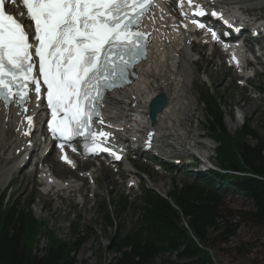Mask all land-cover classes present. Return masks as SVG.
Returning <instances> with one entry per match:
<instances>
[{
    "label": "snow or ice",
    "instance_id": "obj_1",
    "mask_svg": "<svg viewBox=\"0 0 264 264\" xmlns=\"http://www.w3.org/2000/svg\"><path fill=\"white\" fill-rule=\"evenodd\" d=\"M8 2L0 0V101L27 113L34 93L36 107L46 100L48 128L62 153L65 144L83 137L91 141L87 153L109 152L119 160L103 146L110 134L93 129V116L99 117L105 90L127 82L128 70L145 55L146 34L139 29L154 0H10L24 10L21 15L31 21L27 26L6 11ZM187 4L193 16L206 15L202 5ZM178 7L188 15L184 0ZM192 23L205 27L195 19ZM157 106L153 100L149 108ZM25 119L31 128L33 117ZM61 159L72 163L67 155Z\"/></svg>",
    "mask_w": 264,
    "mask_h": 264
},
{
    "label": "trees",
    "instance_id": "obj_2",
    "mask_svg": "<svg viewBox=\"0 0 264 264\" xmlns=\"http://www.w3.org/2000/svg\"><path fill=\"white\" fill-rule=\"evenodd\" d=\"M205 103V131L217 142V162L239 175L214 174L215 180L202 184L172 180L166 198L147 189L128 228L120 219L125 210L123 201L113 204V215L102 204L112 230L107 249L115 258L114 264H214L209 243L216 236L226 242L238 229V224H228L223 212L227 188L251 203L252 210L242 215L264 227V136L246 123L234 137L229 135L218 104L211 99ZM245 138L254 140V144L245 142ZM2 200L0 196V264H76L74 253L84 239L76 237L74 230L72 240L63 241L45 230L28 204L12 200L3 205ZM43 233L50 238L39 250L37 236Z\"/></svg>",
    "mask_w": 264,
    "mask_h": 264
},
{
    "label": "rangeland",
    "instance_id": "obj_3",
    "mask_svg": "<svg viewBox=\"0 0 264 264\" xmlns=\"http://www.w3.org/2000/svg\"><path fill=\"white\" fill-rule=\"evenodd\" d=\"M196 67L201 71L199 78L205 80L203 86L198 79L197 83L203 89L209 87L208 89L213 90L214 94L220 99L222 112L224 113L223 124L229 135L234 137L240 126L246 123L260 137L264 136V95L259 97L262 99L261 101L255 100L256 98L253 99L257 101L256 104L255 102L242 100L243 98L250 100L251 98L246 97V95L252 97L251 94H248L245 89L230 83L224 68L209 67L206 60L197 62ZM209 74L211 80L208 78ZM221 82H223V86L220 84ZM261 82V89L264 92V78ZM255 89L257 90V87ZM188 109L191 114L190 121L187 123L188 129L192 130L198 127V132L201 133L198 140L201 144L206 143L212 146L209 153L212 155L211 162L215 163L214 159L217 157L216 147L218 145L213 140V136L204 130V107L193 102L189 104ZM245 142L254 144V140L249 138H245ZM215 155L216 157H214ZM49 160L50 158L47 160V165H49ZM144 160L146 159H140L139 163ZM11 165H9L10 168ZM39 166H35L36 174L34 175L30 172L32 164L19 172L20 168L18 170H16L17 168L10 169L7 174L8 180L5 179L0 182V189L6 187V184L9 185L11 194L19 198L21 202L28 200L31 195L35 194V199L32 198L31 201L29 199L32 216L43 224L45 230L50 231L63 241L72 240V237H74L72 236V230L77 234L76 237L84 239L79 249L74 253L76 264H114L115 258L107 249L112 230L108 227L104 216L105 212L100 209L99 204L106 201L109 204L107 212L113 215L114 206H111L112 202L114 204L121 197H127L130 206L126 208L120 219L124 225H128L130 221L135 219V210L132 206L134 204L140 205L143 197L140 188L128 189L129 177L124 172L125 164L117 167L120 174H114L115 168L113 171L109 170L105 168L104 164L100 168H94L93 175L97 177L95 178L96 185L93 182L84 183L79 190L85 203L80 202L77 193L68 195L67 190H62L64 192H57V194L54 192L42 194L40 191L43 190V184L37 178ZM142 167L146 174L139 178L141 185L153 188L162 195L168 194L172 189L170 177L173 175L163 169L156 171L149 165L143 164ZM190 170L188 168L185 171L175 173L174 176L178 182L186 178L191 181L193 177ZM86 171L75 173L58 168L56 175L60 174L58 176L62 177L61 179L68 180L70 175H84ZM59 177L58 179H60ZM77 183L82 184V181L78 180L75 184ZM162 183L165 187H161ZM95 187L98 188L99 192L93 196L92 191ZM251 210V203L236 192L228 190L224 194L223 212L228 224H238V229L235 236L226 242H223L219 236L210 235V238H214L207 248L214 264H264V227L250 222L242 215L243 212ZM37 238L39 240L37 247L42 250L48 244L50 234L43 233L38 235Z\"/></svg>",
    "mask_w": 264,
    "mask_h": 264
},
{
    "label": "bare ground",
    "instance_id": "obj_4",
    "mask_svg": "<svg viewBox=\"0 0 264 264\" xmlns=\"http://www.w3.org/2000/svg\"><path fill=\"white\" fill-rule=\"evenodd\" d=\"M249 1L254 0H243L242 2ZM175 37L176 34L169 33L170 44L167 45L158 46L154 42L146 61L136 68L137 76L132 83L108 96L101 120L110 128V135L113 138L137 137L145 131V133L152 132V135L145 136L149 142L165 143L169 148L186 149V146L200 144L198 138L201 133L198 132V127L188 129L187 123L190 121L191 114L184 97L187 83L192 77L190 64L193 63V49L190 50V47L184 43L185 38L181 35ZM177 58L181 60L178 65H176ZM258 62L264 64L263 58H258ZM155 93L165 94L168 101L165 108L156 115L155 123L151 124L146 117V105L150 96ZM242 100L257 103L253 99L243 98ZM23 125L22 116L18 111L12 108L5 110L0 107V182L7 178L11 163L16 162L15 168L21 166L19 171L24 170L26 166L25 155L15 156L21 149L26 150L27 139L23 133L27 128ZM146 125L148 128L144 130ZM135 127L139 130H134ZM145 144L143 142V145ZM211 147L206 143L201 144L205 155L209 153ZM33 150V152L36 151V149ZM58 168L60 164L51 156L49 165L43 166L39 172L43 190L45 192L52 189L55 192L67 190L68 195L79 192L81 186L78 183L60 182L56 176ZM125 171H129V168L126 167ZM89 174L92 179V173L89 171H86L84 175H78L82 178ZM161 187H165L164 183ZM98 192V188L95 187L93 194Z\"/></svg>",
    "mask_w": 264,
    "mask_h": 264
}]
</instances>
